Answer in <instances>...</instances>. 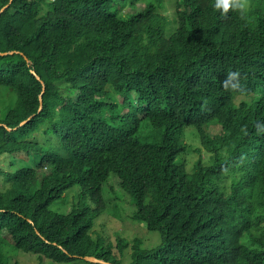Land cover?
I'll use <instances>...</instances> for the list:
<instances>
[{
    "label": "trees",
    "instance_id": "16d2710c",
    "mask_svg": "<svg viewBox=\"0 0 264 264\" xmlns=\"http://www.w3.org/2000/svg\"><path fill=\"white\" fill-rule=\"evenodd\" d=\"M213 4L0 0V264H122L91 235L111 174L162 238H135L130 264H264V0L247 20ZM188 131L209 153L192 171ZM77 184L91 206L51 209Z\"/></svg>",
    "mask_w": 264,
    "mask_h": 264
},
{
    "label": "rangeland",
    "instance_id": "374dc122",
    "mask_svg": "<svg viewBox=\"0 0 264 264\" xmlns=\"http://www.w3.org/2000/svg\"><path fill=\"white\" fill-rule=\"evenodd\" d=\"M172 13L171 10L167 11ZM13 94L10 90L4 91L0 88V111L4 108V105H8L13 101ZM220 126L216 123H212L209 127L210 131L214 134L218 133ZM192 129V128H189ZM190 149L186 154L187 167L190 171L193 170L195 162L202 157L207 162L209 159V153L201 144L199 137L194 131H188L185 135ZM196 148L200 149V152L196 151ZM120 181L115 174H111L109 179L103 184V195L107 201L106 211H104L91 230L92 237L101 239L106 245H112L113 253L118 255L122 260V264H130L132 261V244L135 238L142 240V248L153 249L157 245H160L162 238L160 232L150 231L147 228V224L144 221L133 220V215L136 210L134 205V199L132 196L119 193ZM80 185L74 186L69 190L66 201L63 202L64 197L61 200L55 201L51 205V209L59 212H68L78 205L79 201H83V205L91 206V200L87 194L85 197L81 195ZM65 200V199H64ZM120 237H123L126 241H122ZM119 241L124 245V249L119 247ZM13 247V246H12ZM9 256V264H99L88 260L80 259L74 260L68 263H53L50 260L41 262L38 258L30 253L17 251L12 248L7 249ZM48 262V263H47Z\"/></svg>",
    "mask_w": 264,
    "mask_h": 264
},
{
    "label": "clouds",
    "instance_id": "9594fccd",
    "mask_svg": "<svg viewBox=\"0 0 264 264\" xmlns=\"http://www.w3.org/2000/svg\"><path fill=\"white\" fill-rule=\"evenodd\" d=\"M213 8L225 19L228 18L230 12H234L239 14L240 19L247 20L250 11V0H214ZM222 86L226 91H242L240 73L238 71L228 72ZM255 127L257 133L264 134V125L257 122Z\"/></svg>",
    "mask_w": 264,
    "mask_h": 264
},
{
    "label": "water",
    "instance_id": "95a60500",
    "mask_svg": "<svg viewBox=\"0 0 264 264\" xmlns=\"http://www.w3.org/2000/svg\"><path fill=\"white\" fill-rule=\"evenodd\" d=\"M4 9H5V7L2 8V10H4ZM34 74H35V72H34ZM37 78H39V77L37 76ZM85 259L88 261H91V262H95V263L97 262V263H101V264H109L105 260L99 259L96 256H86Z\"/></svg>",
    "mask_w": 264,
    "mask_h": 264
}]
</instances>
